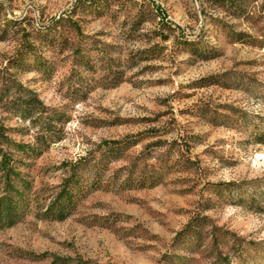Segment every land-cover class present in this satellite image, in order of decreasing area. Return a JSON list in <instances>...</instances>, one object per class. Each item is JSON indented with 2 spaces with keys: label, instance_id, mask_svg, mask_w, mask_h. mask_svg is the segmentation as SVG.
I'll list each match as a JSON object with an SVG mask.
<instances>
[{
  "label": "rangeland",
  "instance_id": "obj_1",
  "mask_svg": "<svg viewBox=\"0 0 264 264\" xmlns=\"http://www.w3.org/2000/svg\"><path fill=\"white\" fill-rule=\"evenodd\" d=\"M31 96L46 110L23 120ZM260 137L264 0H0V143L31 189L0 264H264ZM83 157L103 187L42 218ZM196 218L202 237L175 244Z\"/></svg>",
  "mask_w": 264,
  "mask_h": 264
},
{
  "label": "trees",
  "instance_id": "obj_2",
  "mask_svg": "<svg viewBox=\"0 0 264 264\" xmlns=\"http://www.w3.org/2000/svg\"><path fill=\"white\" fill-rule=\"evenodd\" d=\"M232 5L234 3H231ZM237 6V5H236ZM208 85L218 84L219 81L213 77L206 79ZM13 100L11 104L13 105ZM20 104L24 107L19 109ZM14 108L19 109L20 118L28 120L32 118L34 113L43 114L45 107L40 103L38 98L31 96L24 99L23 102L14 103ZM61 122L56 118L54 123L46 125L45 138L50 139L49 144H54L62 139L61 129L56 123ZM264 141V137H260ZM0 143V231L12 227L19 223L30 211L31 201L29 194L31 192L30 182L26 179L24 172L20 170L21 164L15 165L17 160L10 151H4ZM134 144L132 140L110 141L103 143L108 158H116L128 146ZM15 150L27 159H35L44 150H30L31 153L24 151V146L14 143ZM26 164V163H23ZM18 168V170H17ZM94 170L93 175L88 171ZM106 165L96 161L95 157H83L71 165V174L60 186L59 192L54 200L48 205L46 211L42 214V218L53 221H65L70 218L76 211L79 203L94 191H98L103 187L102 180L105 176ZM92 172V171H91ZM88 174V175H87ZM204 219L196 218L193 222L185 226L175 237V244L182 245L186 241L199 240L202 237L200 228L204 225ZM201 221V222H200ZM195 242V241H194ZM52 264H58L54 261ZM61 264V263H60Z\"/></svg>",
  "mask_w": 264,
  "mask_h": 264
}]
</instances>
